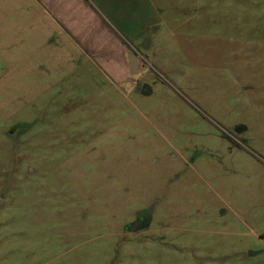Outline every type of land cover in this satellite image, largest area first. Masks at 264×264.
Returning a JSON list of instances; mask_svg holds the SVG:
<instances>
[{
  "label": "rangeland",
  "instance_id": "obj_1",
  "mask_svg": "<svg viewBox=\"0 0 264 264\" xmlns=\"http://www.w3.org/2000/svg\"><path fill=\"white\" fill-rule=\"evenodd\" d=\"M25 3L0 0V264H264V0H127L123 81L46 60Z\"/></svg>",
  "mask_w": 264,
  "mask_h": 264
},
{
  "label": "crops",
  "instance_id": "obj_2",
  "mask_svg": "<svg viewBox=\"0 0 264 264\" xmlns=\"http://www.w3.org/2000/svg\"><path fill=\"white\" fill-rule=\"evenodd\" d=\"M118 2L122 4L118 5ZM118 2L26 0L23 9L25 16H28L27 23H24V19L16 25L19 31L28 30L31 41L35 40L34 47H38V52L46 55V60L51 61L61 56L73 61L74 58L81 57L107 78L123 81L132 77L127 58L131 52L128 51L126 39L117 30L114 22L120 25L128 38H132L131 24H138L140 20L142 22L147 10L143 12L145 5L141 4L137 6L138 15L135 17L130 11L121 15L118 13V7L123 9L127 0ZM116 14L119 17H116ZM46 46L50 49H43Z\"/></svg>",
  "mask_w": 264,
  "mask_h": 264
},
{
  "label": "water",
  "instance_id": "obj_3",
  "mask_svg": "<svg viewBox=\"0 0 264 264\" xmlns=\"http://www.w3.org/2000/svg\"><path fill=\"white\" fill-rule=\"evenodd\" d=\"M128 64L130 76H136L139 73L138 58L135 53L128 54Z\"/></svg>",
  "mask_w": 264,
  "mask_h": 264
},
{
  "label": "flooded vegetation",
  "instance_id": "obj_4",
  "mask_svg": "<svg viewBox=\"0 0 264 264\" xmlns=\"http://www.w3.org/2000/svg\"><path fill=\"white\" fill-rule=\"evenodd\" d=\"M148 88V86L146 84H143L142 85V88H141V93H144L145 92V89ZM140 222V221H139ZM140 224H136L135 226H133V228H131L132 230H138V229H141V227H143V223L139 226Z\"/></svg>",
  "mask_w": 264,
  "mask_h": 264
}]
</instances>
